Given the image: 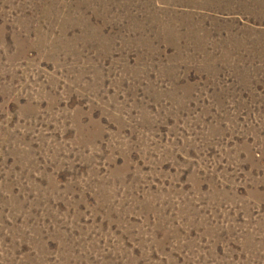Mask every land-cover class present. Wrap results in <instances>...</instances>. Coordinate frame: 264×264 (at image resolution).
Wrapping results in <instances>:
<instances>
[{"label":"rangeland","instance_id":"1","mask_svg":"<svg viewBox=\"0 0 264 264\" xmlns=\"http://www.w3.org/2000/svg\"><path fill=\"white\" fill-rule=\"evenodd\" d=\"M0 264H264V0H0Z\"/></svg>","mask_w":264,"mask_h":264}]
</instances>
